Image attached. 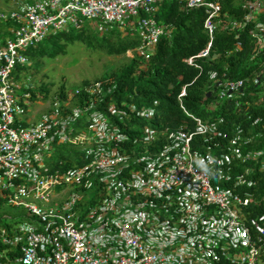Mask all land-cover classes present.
<instances>
[{
	"label": "built area",
	"instance_id": "built-area-1",
	"mask_svg": "<svg viewBox=\"0 0 264 264\" xmlns=\"http://www.w3.org/2000/svg\"><path fill=\"white\" fill-rule=\"evenodd\" d=\"M163 1L19 0L0 10L7 25L0 30V202L31 214L0 224V264H264V192L255 176L256 163L264 173V148L249 147L253 137L241 125L229 132L224 118L184 109L193 128L154 122L127 131L129 112L113 102L73 106L82 91L109 92L102 80L56 96L37 118L31 105L42 100L21 90L16 70L32 63L27 50L63 29H129L140 43L126 54L148 60L171 34L158 15ZM225 1L178 0L206 15L208 44L184 59L189 64L217 57L218 31L240 38L251 25L252 57L264 49V0H236L244 10L238 17ZM210 79L218 98L231 100L251 78L212 70ZM253 82L264 91V69ZM130 113L156 117L152 107L132 105ZM63 145L77 149L79 161L59 159Z\"/></svg>",
	"mask_w": 264,
	"mask_h": 264
},
{
	"label": "trees",
	"instance_id": "trees-1",
	"mask_svg": "<svg viewBox=\"0 0 264 264\" xmlns=\"http://www.w3.org/2000/svg\"><path fill=\"white\" fill-rule=\"evenodd\" d=\"M225 11L232 16L244 14V10L236 0H226ZM159 18L170 25L171 34L163 35L159 40L155 53L145 60L139 56L129 57L127 63L111 73L94 81H84L81 87L92 85L102 80L104 88L110 89L105 95L85 91L76 94L73 106L93 102L97 107L104 108L113 102L118 108L127 112L126 130L135 131L148 123L156 122L159 128H177L185 124L193 128L194 120L189 113L216 121L225 119L222 127L231 132L241 125L245 133L253 137L249 147L264 148V91L253 82V77L262 75L264 69V49L253 54V42L247 26L240 32V38L234 31H218L212 46V54L217 57L208 59L195 58L192 64L184 59L195 56L208 44V35L204 27L205 10L203 7L186 8L178 0H164L160 3ZM264 19V16L262 17ZM7 25L0 23V30ZM3 35H0V38ZM241 46L237 45L238 41ZM75 42L84 44L88 49L101 50L109 55L126 54L140 43L139 38L129 29L125 31L116 28L97 32L90 25L81 29H63L50 34L37 45L29 48L27 53L32 63L24 69L40 68L41 61L66 53L67 47ZM197 64V65H196ZM218 70L225 72L231 79L250 77L243 93L231 100L218 98L216 88L210 79V72ZM18 79H21L17 75ZM80 87V88H81ZM185 88L186 94L180 96ZM21 90L31 92L33 100H47L50 97L48 85L39 89L23 87ZM68 91L63 83L58 91L59 97H65ZM100 95V96H99ZM55 97H53L54 99ZM239 101V103H236ZM216 103L217 106L212 104ZM152 107L156 117L147 120L135 113H130V107ZM154 125V124H153ZM122 126V123H121ZM79 151L63 145L57 156L69 166L73 160H78ZM257 193L264 192V173L259 171L256 163ZM2 203L0 202V205ZM258 208V207H257ZM260 208L256 210H261ZM23 216L0 221V224H13Z\"/></svg>",
	"mask_w": 264,
	"mask_h": 264
},
{
	"label": "rangeland",
	"instance_id": "rangeland-1",
	"mask_svg": "<svg viewBox=\"0 0 264 264\" xmlns=\"http://www.w3.org/2000/svg\"><path fill=\"white\" fill-rule=\"evenodd\" d=\"M19 0H0V10L11 11L18 5ZM118 30V29H117ZM129 60L128 54L109 55L101 50L88 49L84 44L75 42L67 47L66 53L57 57H46L41 61L42 66L25 70L18 66L16 74L22 77V86L39 89L42 85L50 88V97L42 100V103L32 104L31 109L36 110V116L48 108L49 102L58 95L61 85L64 83L68 93H73L82 86L84 81H94L112 71L122 67ZM217 106L216 103L212 104ZM35 114V113H34ZM31 214L21 207H15L7 203L0 205V221H7ZM15 264V263H4Z\"/></svg>",
	"mask_w": 264,
	"mask_h": 264
}]
</instances>
